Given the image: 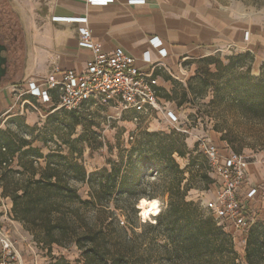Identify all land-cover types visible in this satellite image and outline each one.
Wrapping results in <instances>:
<instances>
[{
    "label": "trees",
    "instance_id": "1",
    "mask_svg": "<svg viewBox=\"0 0 264 264\" xmlns=\"http://www.w3.org/2000/svg\"><path fill=\"white\" fill-rule=\"evenodd\" d=\"M2 31L1 27L0 34ZM15 36L12 30L5 38L12 41ZM249 72L250 67L245 75ZM240 92L231 103L247 117L264 118V74L251 77ZM76 113L65 112L72 118H77ZM75 122L79 123L77 119ZM177 132L141 131L132 148L119 162H113L110 170L92 174L72 156L75 149L70 140H63L69 146L68 154L62 145L46 154L34 146L35 137L7 138L0 132L3 197L12 202L13 219L48 249L49 264H70L52 254L54 245L69 243L77 246L83 264H240L232 236L200 204L188 200L192 188L183 185L186 173L174 157H184L187 144L185 135ZM221 140L234 147V140L228 136ZM42 142L48 147L47 140ZM16 159L17 170L11 168ZM145 167L163 175L160 196L136 188L138 172ZM74 184L87 185L89 198H83ZM116 193L120 194L116 197ZM158 197L168 198L162 212ZM142 199L156 201L146 212L159 214L156 223L140 224L146 230L140 234L133 226L128 230L116 225L118 203L135 211ZM242 241L246 243V264H264V220L253 223Z\"/></svg>",
    "mask_w": 264,
    "mask_h": 264
},
{
    "label": "rangeland",
    "instance_id": "2",
    "mask_svg": "<svg viewBox=\"0 0 264 264\" xmlns=\"http://www.w3.org/2000/svg\"><path fill=\"white\" fill-rule=\"evenodd\" d=\"M214 1L228 13L235 15L243 28L252 31V35L250 36L248 32L246 44L240 47L217 51L207 58L184 65L182 71L173 76L168 74L167 86L159 88L161 101L157 109L128 110L120 113L89 102L77 111V118H72L66 115L64 110H53L39 102L31 101L37 109L25 105L23 110H11L0 114V132L7 138L17 135L31 140L35 137L37 139L34 146L41 147L46 154L49 149H56L57 145H62L68 154L69 146L63 144V140H70L74 142L75 149L72 156L82 163L89 174H92L110 170L112 163L119 162L123 153L126 154L125 151L132 148L141 131L164 132L167 135L177 132L166 120L167 109L172 104L178 109L181 121L190 133L183 134L187 144L185 156L174 155L186 173L183 185L187 184L192 188L188 200L200 204L207 213L215 217L213 206L218 196L217 178L211 171L209 159L204 152V142L200 140L222 145L221 138L228 136L234 140V147L230 148L248 156L249 164L264 162V118L247 117L237 104L231 103L233 98L241 95L240 91L251 81V77L264 74V0ZM8 23L10 27L14 26L12 11L5 0H0V29L2 27L4 41L9 31ZM6 43L10 48L11 42ZM248 67L250 72L245 75ZM8 82L10 83V79L5 78L1 87ZM20 101H23V98ZM133 112L138 114H131ZM57 114L58 118H55ZM76 119L79 123L74 125ZM44 139L48 141V147L43 146ZM226 144L229 145L227 142ZM11 168L19 169L17 159ZM162 177L163 175L157 171L145 167L138 172V180L134 184L141 192L146 191L149 195L160 196ZM74 186L83 198H89L90 188L87 185ZM258 187L264 189V186ZM3 191L0 182L2 197ZM118 195L116 193L115 196ZM261 196L264 197V190ZM261 196L259 198H262ZM158 200L162 212L166 208L168 198L158 197ZM139 202L135 206L137 211L126 209L123 202L118 203L120 209L115 210L116 225L128 230L133 226L135 232L140 234L146 231L140 224L156 223L159 214L151 216L146 213L152 208L149 206L139 209ZM111 206L115 207L113 204ZM217 221L223 230L232 236L240 264H246L244 260L246 243L242 241L244 234L236 231L226 221ZM256 221L257 219H254L253 223ZM23 229L25 231L23 235L27 237L28 242H33L35 251L50 258L48 249L35 242L24 226ZM129 233L131 234L130 231ZM52 254L64 257L70 264H83L81 252L72 243L65 246L54 245Z\"/></svg>",
    "mask_w": 264,
    "mask_h": 264
},
{
    "label": "crops",
    "instance_id": "3",
    "mask_svg": "<svg viewBox=\"0 0 264 264\" xmlns=\"http://www.w3.org/2000/svg\"><path fill=\"white\" fill-rule=\"evenodd\" d=\"M5 1L16 26L12 25L16 36L11 41L15 70L10 83L0 87V114L23 110V101L27 106L28 102H38L28 96L19 104L15 102L14 89L25 91L29 79L47 76L55 69L81 72L92 61L91 50L79 46V29L84 25L56 18H88L93 41L101 45L103 52L122 49L134 58L138 68L152 72L160 87L167 86L168 74L173 76L184 65L217 51L240 47L246 44V34L252 35L214 0H144V4L113 0L107 6L91 5L88 0ZM155 38L162 41L166 58L153 46L151 40ZM167 110L181 119L172 104ZM221 144H217L221 149L229 147L222 140ZM247 171L251 186L259 189L249 208L255 219L264 220V189L258 187L264 186V162L250 163ZM0 226L12 231L21 264L51 262V258L35 251L33 242H28L22 224L13 219L12 202L1 195Z\"/></svg>",
    "mask_w": 264,
    "mask_h": 264
},
{
    "label": "built area",
    "instance_id": "4",
    "mask_svg": "<svg viewBox=\"0 0 264 264\" xmlns=\"http://www.w3.org/2000/svg\"><path fill=\"white\" fill-rule=\"evenodd\" d=\"M112 2L113 0H88L89 4L99 6H107ZM144 2L131 0L130 4ZM55 20L84 25L79 29V46L91 50L93 59L81 72L55 69L47 76L29 79L25 91L19 92V88L13 91L17 104L24 96H28L55 110L80 111L89 102L120 113L158 108L161 101L160 86L152 72L138 68L134 58L122 49L110 53L103 52L101 45L93 41L92 32L87 25L88 18ZM248 35L249 33L246 34L245 40ZM151 42L159 49V55L166 58L168 53L162 47V41L155 38ZM24 105L23 101V108ZM28 105L37 109L31 102H28ZM167 119L176 131L190 134L174 111H167ZM200 141L204 142V152L209 159L211 171L217 178L218 196L213 206L215 218L226 221L236 231L245 235L255 219L249 202L259 193V189L251 186L249 181V158L229 147L221 149L209 140ZM0 252V264H21L17 243L8 227L0 226Z\"/></svg>",
    "mask_w": 264,
    "mask_h": 264
},
{
    "label": "water",
    "instance_id": "5",
    "mask_svg": "<svg viewBox=\"0 0 264 264\" xmlns=\"http://www.w3.org/2000/svg\"><path fill=\"white\" fill-rule=\"evenodd\" d=\"M9 51V47L4 43V39L0 34V85L8 74L9 59L3 54ZM140 209V208H139Z\"/></svg>",
    "mask_w": 264,
    "mask_h": 264
},
{
    "label": "flooded vegetation",
    "instance_id": "6",
    "mask_svg": "<svg viewBox=\"0 0 264 264\" xmlns=\"http://www.w3.org/2000/svg\"><path fill=\"white\" fill-rule=\"evenodd\" d=\"M8 26H10L9 24H7ZM7 28V27H6ZM9 31L11 32V30L9 29ZM8 31V32H9ZM10 40H5L4 43L6 42H9ZM11 42V41H10ZM7 44V43H6ZM10 45V48H9V51L4 53L3 55L4 56H7L8 59H9V67H8V74L6 76V78H9V79H12L13 77V74H14V70H15V64H14V59L12 60L14 54L12 53V47H11V44ZM4 82V81H3ZM3 82L1 83V85L3 84ZM0 85V87H1Z\"/></svg>",
    "mask_w": 264,
    "mask_h": 264
},
{
    "label": "bare ground",
    "instance_id": "7",
    "mask_svg": "<svg viewBox=\"0 0 264 264\" xmlns=\"http://www.w3.org/2000/svg\"><path fill=\"white\" fill-rule=\"evenodd\" d=\"M155 204H156V201L155 200H147V199H142V200H140V202H139V208L140 209H144V208H146V207H153V206H155Z\"/></svg>",
    "mask_w": 264,
    "mask_h": 264
}]
</instances>
